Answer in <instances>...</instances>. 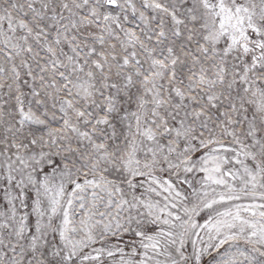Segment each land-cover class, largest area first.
<instances>
[{"label": "snow or ice", "instance_id": "1", "mask_svg": "<svg viewBox=\"0 0 264 264\" xmlns=\"http://www.w3.org/2000/svg\"><path fill=\"white\" fill-rule=\"evenodd\" d=\"M0 264H264V0H0Z\"/></svg>", "mask_w": 264, "mask_h": 264}]
</instances>
